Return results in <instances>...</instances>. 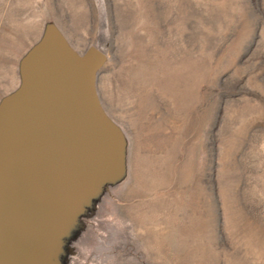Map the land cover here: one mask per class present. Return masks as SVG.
Masks as SVG:
<instances>
[{
  "label": "rangeland",
  "instance_id": "374dc122",
  "mask_svg": "<svg viewBox=\"0 0 264 264\" xmlns=\"http://www.w3.org/2000/svg\"><path fill=\"white\" fill-rule=\"evenodd\" d=\"M49 24L124 139L49 264H264V0H0V101Z\"/></svg>",
  "mask_w": 264,
  "mask_h": 264
},
{
  "label": "water",
  "instance_id": "95a60500",
  "mask_svg": "<svg viewBox=\"0 0 264 264\" xmlns=\"http://www.w3.org/2000/svg\"><path fill=\"white\" fill-rule=\"evenodd\" d=\"M95 47L76 52L53 24L0 101V264H49L71 214L123 170L124 139L103 110Z\"/></svg>",
  "mask_w": 264,
  "mask_h": 264
}]
</instances>
